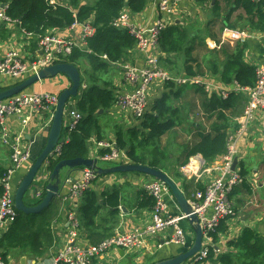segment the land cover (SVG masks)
Returning a JSON list of instances; mask_svg holds the SVG:
<instances>
[{
    "label": "trees",
    "instance_id": "obj_1",
    "mask_svg": "<svg viewBox=\"0 0 264 264\" xmlns=\"http://www.w3.org/2000/svg\"><path fill=\"white\" fill-rule=\"evenodd\" d=\"M148 1L70 0L63 5L53 6L46 0H0V4H8L7 16L16 23H20L29 32L44 33L49 29L68 28L75 22L89 23L95 28L94 35L86 39L85 48H74L65 59L66 62H71L79 68L82 85L86 84V87L81 89L80 96L70 101L73 103L75 101L77 110L82 114V119L79 125L72 130L64 125L62 137L69 133V139L63 142L60 152L49 158L46 170L51 172L56 164L64 159L88 158L90 155L88 141L94 135L99 141L105 139L108 127L103 125V121L107 112L116 103L117 94L107 84L101 83L100 74L123 62L138 43L129 28L117 27L115 21L123 12H129L132 16L142 13ZM195 1L200 5L212 3V0ZM225 1L241 9L247 17L251 18L256 28L264 31V1ZM212 10L215 14L221 12L217 3L212 7ZM158 42L163 54L160 60L170 74V71L173 72L177 69V64L172 57L182 53L188 56L182 67L186 77H197L204 74L199 60L189 58L193 49L190 47L191 36L187 28L180 24H169L161 30ZM213 54H221L224 58L222 64L213 59L208 63L211 74L219 76L222 83L233 84L236 82L238 87L245 88L254 86L257 80L256 67L245 62L243 48L237 46L233 51L223 49L213 51ZM171 75L176 78L179 76ZM185 85L175 80L167 81L164 93L145 112L136 126L126 128L122 124H114L109 127L114 132L113 140L116 148L123 151L128 160L160 169L170 176L180 177L179 173L175 174L171 172L170 168L163 165L165 161H171L172 155L163 145L162 140L163 137L182 125L181 111L176 102L182 98V90ZM193 85L200 87L197 91L201 93L202 105L209 113L215 114V120L212 122L209 132H199V139L184 147L179 166L185 165L192 156L197 154H201L207 162L223 156L228 149L230 130L239 129V123L234 122L233 119L242 114L246 105L247 95L237 89L227 91L226 96H220L204 92L205 85L203 83ZM107 152L109 149L100 150L101 155ZM239 167L243 178L241 186L251 194L253 192L252 185L247 179L249 170L242 163ZM6 171V169L0 168L1 178ZM104 177L97 176L81 194L82 205L78 212V231L82 240L90 238L92 243H96L93 241L95 233L90 230L97 227L98 216L102 208H110L111 217H113L120 212L122 202L121 188L109 187L103 192H98L93 188L95 182ZM187 187L184 184L183 188L187 189ZM197 188L202 190L204 187L199 184ZM3 193L4 188L0 185V199ZM137 193L140 199L139 205L152 209L154 200L148 191L141 189ZM37 203L39 201L30 204L26 199L27 205ZM59 208L60 203L58 207L57 198H55L50 206L40 213L24 214L17 211L16 221L0 237L2 260L9 264L12 252L28 253L35 257L49 254L55 244L52 223ZM224 229V221H222L216 230L210 233L211 243L208 256L195 264L204 261H215L217 264H264V233L250 227L245 228L236 240L229 241V251L219 255L216 260L214 245L218 242L220 235L225 233ZM104 239L97 241V244ZM152 262L153 260L148 264Z\"/></svg>",
    "mask_w": 264,
    "mask_h": 264
},
{
    "label": "crops",
    "instance_id": "obj_2",
    "mask_svg": "<svg viewBox=\"0 0 264 264\" xmlns=\"http://www.w3.org/2000/svg\"><path fill=\"white\" fill-rule=\"evenodd\" d=\"M159 1L160 0H149L142 13L132 16L131 22L133 25L145 29L144 33L146 35L150 34L156 21L161 18ZM216 3L220 6L221 10V12L217 14L212 10V7ZM164 19L168 25L180 24L190 31V47H192L193 51L190 53L189 58L199 60V63L202 65V71L204 72L202 76L186 77V73L183 71L182 67L188 56L182 53L172 57L173 61L177 64V69L173 72L170 71L171 74L179 75L177 77L180 78H199L203 85H205L204 92L208 94L215 93L221 96L224 92L237 89L236 82L233 84H224L221 82L219 76L211 74V68L208 66L209 61L212 59L218 60L220 64H222L224 58L221 54L214 55L213 52L210 54L209 49L214 52L223 49L233 51L239 46L244 49L245 62L254 66L259 64L264 57V31L256 28L251 18L247 17L241 9L228 4L225 0H212V3L209 5H200L195 0H182L176 8L175 13L171 16L164 17ZM255 21H257V19H255ZM212 24V30H210ZM213 27H215V29H213ZM48 31L59 36L73 38L79 43L81 40V27H77L74 30L63 28L49 29ZM216 35H219L218 38H213ZM211 42H213V45H210ZM204 46H206L207 51L202 53ZM35 47L32 41H28L21 35V31L17 26L0 23V55H5L11 50H14L20 53L27 63H30L29 60L34 56ZM162 55L160 46L148 47L147 49L136 47L129 52L123 62L114 65V67H110L108 71L100 74L101 83H105L113 89L117 97L125 94L131 87L125 83L123 66L134 65L138 68H143L146 66L149 57H158L160 60ZM160 64L164 68L161 60ZM3 82V80H0L1 84H3ZM67 86H69V80L60 76V78L57 77L52 80H45L34 93H56ZM195 86L196 85L193 84L185 85L182 90V98L185 97L187 93H190L191 98L199 100L201 98V93L197 90L200 87ZM164 91L165 84L162 82H156L150 86L147 94V110L153 106ZM247 102L248 95L246 96V104ZM71 103L74 105V108L77 109L75 101ZM176 103L178 104L177 106L180 107L179 102L177 101ZM242 114L236 116L233 121L236 122ZM53 115V112H48L46 114L33 113L29 116L28 122L25 124L23 142L24 146L29 149L32 158L37 156L45 145L47 129L51 125ZM180 116L182 119L181 127L183 128L186 118L182 115ZM25 118L26 115H11L6 119L5 125L14 135L22 131L23 120ZM67 118L68 115H66L65 120H67ZM200 118V121H203L202 123L198 122L195 124V127H191L190 133H183L184 136L190 135V143L188 144L195 143L199 139V132H209L211 130L210 124L215 120V114L212 112L209 113L202 105ZM139 120L140 119L134 117L130 110L122 109L115 103L111 110L107 112L103 121V125L108 127L104 140H113L114 132L109 128L112 125L122 124L126 128H130L136 126ZM238 131L239 129L235 131L233 129L230 130V137L232 136L234 139L236 156L238 157L237 170L240 171V163L244 164L246 169L249 170L247 179L252 185L253 192L249 194L241 184L237 185L234 190L231 191L229 198L236 210V216L224 220L225 233L220 235L218 242L214 245V258L216 260L219 255L229 251L228 242L236 240L245 228L250 227L258 229L264 233V208H260L262 206L264 207V113H258L254 121L247 127V130L239 136L237 135ZM63 139L64 141H68L69 133L65 134ZM98 141L96 135L88 141L90 158H97L101 150V147L97 144ZM196 158L198 160L199 158L203 159L205 164L203 166L201 163L198 164V171L201 176L194 177L195 179L183 177L180 172L182 166H174V169L170 167L171 172L175 174L179 173L180 177L171 176L174 179L178 178L175 181H177L188 198L192 196L193 192L198 190L197 186L199 184L205 188L208 183L219 176L218 167L222 162L223 156H219L213 161L207 162L201 154H197L192 156L187 163ZM127 162L131 161L127 160ZM10 166L11 150L2 143L0 136V168L8 169ZM28 168L29 163H26L12 176V184L15 189L26 174ZM209 169L210 172L208 173ZM82 173V169H65L62 172L63 181H65L67 177L68 178L66 179L65 185H63L64 188H62L60 192L61 196L57 197V204L59 207L60 203V208L52 223L55 244L49 254L43 257H35L28 253L12 252L9 264H51L56 255L69 243L72 231L69 223V215L73 212L78 214L79 208L82 205L81 197L70 198L71 187L75 181H79ZM49 174L50 171L45 169L37 177L32 189L26 197L30 204L40 201V198L35 196V192L39 191L44 194ZM152 181H154V178L141 173H128L125 175L114 174L99 179L93 187L98 192H103L109 187L121 188L122 202L120 212L111 217V209L108 207L102 208L98 216L97 227L90 230V232L95 233V239L93 241H96V243H92L90 238L89 240H82L80 234L77 243L81 246L97 245V241L118 231L128 232L138 230L143 232L152 221V209L139 205L140 199L137 192L141 189L147 191L146 187ZM184 184L188 186L187 189L183 188ZM167 201L169 215H179L182 213L181 208L172 194L167 197ZM121 207L125 209L122 210ZM8 227L9 226L0 227V237L6 232ZM181 227L188 235L187 244L184 246L170 242L173 234V229L170 228L155 235H145L141 248L134 251L129 252L124 249L113 248L106 254L100 255L93 264H148L152 260L153 262L151 264H153L156 260L171 258L174 255L182 253V251L194 240L193 229L187 220L182 221ZM23 258L25 259L24 261H22ZM198 264H217V262L204 261Z\"/></svg>",
    "mask_w": 264,
    "mask_h": 264
},
{
    "label": "built area",
    "instance_id": "obj_3",
    "mask_svg": "<svg viewBox=\"0 0 264 264\" xmlns=\"http://www.w3.org/2000/svg\"><path fill=\"white\" fill-rule=\"evenodd\" d=\"M182 0H160L159 18L149 35H146L145 29L136 27L131 22L132 15L129 12H123L115 26L121 28H129L138 40L137 46L140 49L159 46V37L161 30L166 27L164 17L171 16L175 13L176 8ZM257 2L264 0H255ZM53 6L63 5L70 0H46ZM0 4V23L5 25H14L19 28L21 35L28 41L35 44L34 56L27 63L20 53L11 50L5 55H0V76L12 78H26L27 76L38 73L41 69L56 63L65 62V59L72 53L74 48L84 49L86 39L95 33V28L89 23L75 22L68 28L74 30L81 27L82 34L80 43L73 38L59 36L50 31L44 33H33L24 29L20 23H16L6 14V7ZM135 47V48H136ZM257 80L252 87H238L237 90L248 95V102L245 106L243 114L238 118L239 131L237 135H241L247 130L258 113H264V57L262 61L255 65ZM124 79L126 85L131 88L125 94L117 97V105L122 109L130 110L137 119L143 118L147 111L148 91L150 86L156 82L166 84L167 81L175 80L181 84H202L197 79H188L185 77H174L166 69H164L158 57H149L147 64L143 68L134 65H124ZM86 84L81 85V89ZM80 89V92H81ZM224 96L227 92L223 93ZM58 103V93L39 92L30 93L22 92L8 99L0 101V136L1 141L11 150V166L6 169V173L1 178V184L4 188L3 196L0 199V227L10 226L16 221L18 212L14 206L15 187L12 184V176L24 164L29 163L32 155L28 148L24 146V129L28 118L33 113H48L56 109ZM68 110V118L65 125L69 130L76 128L82 119V114L70 104ZM11 115H26L23 120L22 131L14 135L6 127L5 121ZM64 139L59 142L56 152H60ZM98 146L102 149H109V152L101 155L100 152L97 159L102 162H110L112 165L126 163L128 158L126 154L116 148L114 140L98 141ZM236 148L233 137L228 139V149L223 155L222 162L218 170L219 176L213 179L202 190H196L189 198L194 212L198 215L203 228V246L195 259H191L185 264H195L197 261L205 259L209 253V245L211 243L210 233L214 232L219 224L236 216V210L231 202L229 195L231 191L242 183L243 178L237 167L233 170V162L236 158ZM238 158V157H237ZM205 164L203 159H192L189 163L182 166L180 172L183 177L192 179L200 177L198 164ZM210 169L208 170V173ZM96 175L89 169L84 168L79 181H75L71 187L70 198H80L82 192L90 186L91 181L96 179ZM195 179V178H194ZM148 193L153 197L154 205L152 208V221L144 229L143 232L134 230L128 232H115L104 239L97 245L81 246L77 243L79 237V219L78 214L73 212L69 215V223L72 228L69 243L56 255L51 264H93L94 261L109 250L124 249L126 251H134L141 248L145 235H155L159 232L173 229L170 242L173 244L184 246L187 244L188 235L181 227L182 221L186 220V215L168 214L167 197L171 194L168 186L159 181L154 180L146 187ZM36 197L43 198V193L36 191ZM0 264H6L0 256Z\"/></svg>",
    "mask_w": 264,
    "mask_h": 264
},
{
    "label": "water",
    "instance_id": "obj_4",
    "mask_svg": "<svg viewBox=\"0 0 264 264\" xmlns=\"http://www.w3.org/2000/svg\"><path fill=\"white\" fill-rule=\"evenodd\" d=\"M215 1V0H213ZM2 4L1 7H6ZM64 75L69 80V86L58 92V103L54 111L51 125L47 129V138L41 152L32 158L29 162V168L24 177L18 183L15 189L14 206L17 211L24 214H37L48 208L53 200L60 195L65 181H63L62 172L76 169H89L96 176H109L114 174L141 173L148 175L155 180L165 183L170 189L173 197L181 208L182 213L186 215V220L191 225L194 232V240L189 247L185 248L182 253L174 255L171 258L156 260L153 264H184L193 259L203 246V228L198 215L189 202L184 191L181 189L175 179L168 173L150 167L148 165L126 162L115 164L108 167L101 166L97 158H74L59 161L48 177V183L45 186L44 197L35 205H27L26 197L32 189L34 182L41 172L46 169L47 162L56 152L59 142L63 141L62 130L65 125V118L68 113L70 101L80 96L82 85V76L79 68L71 62H60L41 69L38 73H33L26 78H9L1 76L5 86L0 90V101L8 99L22 92L34 93L39 84L45 80H52ZM56 92V93H57ZM103 112V110H101ZM238 165V158L233 162V170ZM121 209H125L121 207ZM124 252V251H122ZM25 259L23 258L22 261Z\"/></svg>",
    "mask_w": 264,
    "mask_h": 264
},
{
    "label": "rangeland",
    "instance_id": "obj_5",
    "mask_svg": "<svg viewBox=\"0 0 264 264\" xmlns=\"http://www.w3.org/2000/svg\"><path fill=\"white\" fill-rule=\"evenodd\" d=\"M212 26H213V24L211 25L210 30H212ZM213 29H215V27H213ZM213 35H215V34H213ZM218 36L219 35H216L213 38H218ZM205 45H206V43H205ZM210 45H213V42H211ZM205 51H207L206 50V46H204V50H202V53H204ZM212 52H213V50L209 49V53L211 54ZM200 59H201V57H200ZM61 77L67 78L64 75H61ZM9 78H12V77H9ZM58 78H60V77H58ZM0 80H2V79H0ZM43 82L44 81H42L40 84H42ZM4 86H5L4 82H3V84L0 83V90H2V88H4ZM178 102L180 104L179 108L181 109V115L183 117H185L186 119H185V123H184V127L183 128L181 126L177 127L170 134H168L165 137H163V140H162L163 145L169 150V152L172 155L171 161H165L163 163L164 167H166L168 169L170 167H172V169H174L175 167L179 166V162L181 161V159H180L181 153L183 152L184 147L188 143H190V135L184 136L183 133L184 132L185 133H187V132L190 133L191 132V130H190L191 127H195V124L198 123V122L199 123L203 122V121H200V119H201L200 118V111H201V106H202V98L197 100L195 98H191V94L187 93L185 95V97H183L180 100H178ZM176 105H178V104L176 103ZM182 111H183V113H182ZM99 164L101 166H104V167L111 166L110 162H102V161H100ZM97 182H95V184ZM260 208L263 209L264 207L262 206Z\"/></svg>",
    "mask_w": 264,
    "mask_h": 264
},
{
    "label": "flooded vegetation",
    "instance_id": "obj_6",
    "mask_svg": "<svg viewBox=\"0 0 264 264\" xmlns=\"http://www.w3.org/2000/svg\"><path fill=\"white\" fill-rule=\"evenodd\" d=\"M154 180H155V179H154ZM170 192H171V191H170ZM171 194H172V193H171ZM186 196H187V195H186ZM187 198H188V197H187ZM188 199H189V198H188ZM77 217H78V216H77ZM106 238H107V237H106ZM106 238H105V239H106ZM189 246H190V245H188V247H189ZM194 258H195V257H194ZM188 261H189V260H188ZM188 261H187V262H188ZM185 263H186V262H185ZM185 263H184V264H185Z\"/></svg>",
    "mask_w": 264,
    "mask_h": 264
}]
</instances>
